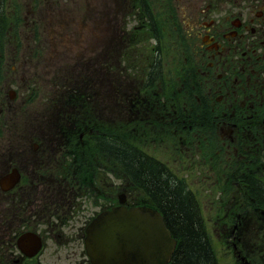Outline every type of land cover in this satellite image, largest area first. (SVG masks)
<instances>
[{"label":"flooded vegetation","instance_id":"1","mask_svg":"<svg viewBox=\"0 0 264 264\" xmlns=\"http://www.w3.org/2000/svg\"><path fill=\"white\" fill-rule=\"evenodd\" d=\"M57 2L19 0V21L5 29L0 15V264H91L84 250L86 226L99 211L117 205L121 196V182L119 193L107 194L101 191L106 189L104 178L96 171L70 165L75 153L70 91L35 105L40 108L32 106L42 98L32 70L46 44L40 37L47 24L41 14ZM115 11L126 13L121 17L123 34L146 26L157 41L168 31L170 17L177 18L180 31L175 34L182 40L186 36L192 45L195 73H190L195 83L194 92L185 93L189 101L184 95L181 102L139 103L141 112L161 120L160 132L177 136L163 151L176 149L189 156L192 165L208 167L215 187H226V176L219 182L213 170L226 154L247 162L249 172H264V165L254 167L264 163V0H116ZM20 24L29 28L31 39L29 31L18 29ZM193 151L202 156L199 161ZM209 153L212 163L202 161ZM241 178L249 186L246 176ZM86 192L103 195L94 197L98 210L89 211ZM220 201L217 217L223 219L226 235V216L232 213H226V199ZM238 204H243L241 211L251 204L258 207L252 209L253 216L249 209L234 211L239 225L233 224L231 230L237 231L231 233L244 235L233 237L229 255L241 264H263L264 201L257 193ZM252 245H257L255 250ZM65 253L70 262L59 263Z\"/></svg>","mask_w":264,"mask_h":264},{"label":"rangeland","instance_id":"2","mask_svg":"<svg viewBox=\"0 0 264 264\" xmlns=\"http://www.w3.org/2000/svg\"><path fill=\"white\" fill-rule=\"evenodd\" d=\"M14 1L17 2L19 0ZM17 5H13V10L18 9L19 5ZM109 6L111 7L110 11ZM115 7L116 0H58L57 4L53 5V7L43 8L41 16H43L47 24L41 27L40 37L46 40L45 50L41 54V59H38L35 68H32V70H36L35 73L38 76L36 77L38 91L42 98L32 103L33 107L40 108L42 106L38 107L35 105L44 102L48 103V100L51 98L56 97L57 99L61 96V93L65 94L70 91V96H73L77 94L75 92L76 88L80 89L84 87L85 95L88 94L92 96L90 92L93 91L95 92L93 96L99 97L96 92L99 88L98 81L102 78L100 71L101 65L104 63L103 60H105L103 57H106L103 56L104 53L108 54L109 51L110 55H115L114 58L119 60V66L122 67L126 64V62L123 61L124 56L120 59L116 57L120 50L119 44L116 42H109L111 38H114L115 34L119 39L120 35L122 36L123 34L120 30L123 27L121 17H125L126 13L121 12V16L120 13L114 12ZM13 14L16 15V11H14ZM21 25L22 24H20L18 29H20ZM21 29L24 34L29 31V28L27 29L23 26ZM124 31H126V27ZM32 37L29 31L28 39ZM28 42L30 43L29 40L27 43ZM108 43H110V45H107ZM115 59L112 60L113 65L116 64ZM92 68L93 71L96 72L94 75L90 74L93 73ZM122 70L125 73V68H122ZM113 73L114 71L111 74L113 79L121 83L126 82V79L121 75ZM68 84H70V89H68ZM55 87L58 92L55 90ZM52 90H54V92H51ZM57 93L60 94L57 95ZM74 104L76 106V103ZM99 105L103 106L102 104ZM75 106L72 107L70 105V110H75ZM99 115L105 117L103 112H100ZM72 116L75 118H93L97 117V114L95 112L88 114L86 108L79 107ZM75 122L78 123L79 120L76 119ZM95 144L92 147L98 149L100 143H97L96 146ZM155 147V145H152L149 149ZM92 155L93 154H91L89 160L91 164L92 162H96L97 164L101 163L98 162L99 153L95 157H92ZM198 155L200 158L199 153ZM211 156L212 153H209L201 160H210L211 162V159L214 157ZM224 160V158L217 159V161ZM174 162L175 158H173L172 153L170 156V165ZM245 164H247V162L243 163L240 157L228 158L226 154V187H206L204 179L208 173L205 172V169H198L197 166L189 167L187 163V167L182 170V174H180L184 176L182 185L185 187L186 191L190 192L193 197L198 200L197 210L199 214L203 215L202 221L212 243V249L218 259V264H240L239 261L234 260L229 255V250L232 247L233 237L238 238L244 235V232L242 231L243 233L241 235H239V233L233 235L231 232L236 231L235 229L228 231L233 221L228 222L229 219L228 216H226V247L222 245L220 238L215 234V219L212 217L216 215L214 212L217 207L216 201L221 198L226 199V213H234L235 210L237 211V209L243 205L241 204L239 206L238 203L246 200L247 197H257V193L253 191L254 187L264 189V172H257L256 174L249 172L248 168L246 169L244 167ZM263 165L264 163H259L257 165L255 164L254 167L257 166L262 168ZM249 166L252 167L250 164ZM245 176L246 180L249 182V186H245L244 183H241L243 181L241 177ZM222 181L223 179H220V182ZM237 200L238 202H236ZM235 202L236 204L233 205ZM91 208L90 206V209ZM254 208L255 206L253 205L252 209ZM249 210L252 211L251 209ZM253 214L254 212L252 211V216ZM236 224L237 221L235 225ZM238 225L239 223L237 226ZM216 230L218 231L217 227ZM255 247H257V245H252L249 248L255 250ZM70 254H72V249H70ZM61 262H70V260L67 259L66 253L60 259L59 263Z\"/></svg>","mask_w":264,"mask_h":264},{"label":"trees","instance_id":"3","mask_svg":"<svg viewBox=\"0 0 264 264\" xmlns=\"http://www.w3.org/2000/svg\"><path fill=\"white\" fill-rule=\"evenodd\" d=\"M187 65L178 56H172L169 62L170 79L163 94L170 99V102L183 101L184 91H187L186 95L194 92L191 85L195 82L191 80L193 75L185 71ZM165 68L164 65H157L156 61L153 70L163 73ZM160 79L161 82H165L162 74ZM186 100L189 101L188 96ZM117 139L100 138L99 148H103L106 154L122 161L124 180L140 186L164 214L168 227L178 240L172 264H216L196 211L193 195L183 190L180 182L170 178L161 164L140 153L133 146L132 134L124 132L120 137L122 141L118 142ZM253 191L264 201V189L254 187Z\"/></svg>","mask_w":264,"mask_h":264},{"label":"water","instance_id":"4","mask_svg":"<svg viewBox=\"0 0 264 264\" xmlns=\"http://www.w3.org/2000/svg\"><path fill=\"white\" fill-rule=\"evenodd\" d=\"M106 217L111 223L105 229L112 228L110 232L98 238L91 235L89 241L101 264H164L174 241L156 212L118 209Z\"/></svg>","mask_w":264,"mask_h":264}]
</instances>
